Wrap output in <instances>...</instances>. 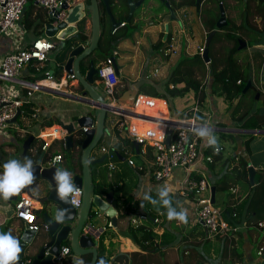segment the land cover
I'll use <instances>...</instances> for the list:
<instances>
[{"label": "crops", "instance_id": "crops-1", "mask_svg": "<svg viewBox=\"0 0 264 264\" xmlns=\"http://www.w3.org/2000/svg\"><path fill=\"white\" fill-rule=\"evenodd\" d=\"M114 1L118 2V7L115 9L117 16L129 15L130 12L126 6L119 0ZM41 10L45 12L44 8L42 9V7L35 5L32 17H35L37 12H42ZM174 12L175 16H172L167 3L163 4L162 0H144L141 5L135 8L133 13L134 20L127 21L124 18L121 21L126 22V25L120 26V29H126L127 36L115 45L114 51L118 53L114 55V58L118 65L119 86L123 93L133 89H138V93H142L143 84L147 82L153 86L152 90L165 92V84L169 78L170 71L182 52H186L189 55L200 52L203 55L206 39L210 33L208 34V30L204 27L201 18L198 16L196 7H182ZM91 26L89 21L86 22L85 33H91ZM26 30L33 31L28 28ZM33 32L36 35V39L40 37L37 32ZM169 34L171 35L170 43H166L163 47L155 49L161 40L165 41L167 39ZM41 37L46 36L43 33ZM33 41L24 43L16 40V37L12 38L8 35H0V58L18 47L23 48L31 45ZM53 43L55 48L50 51L48 60L40 64L44 72L48 71L52 74H54V69L58 66L57 54L64 42L60 41V46L56 45L55 42ZM78 45L87 46L84 41L77 38L75 46ZM220 46L221 44L218 43L216 48L219 49ZM253 47L252 49L249 48L252 63V84L254 83L264 93V58L258 72L257 66L261 63V59L258 56L255 59L253 56L254 54H258L257 52L254 53V50L261 51L262 56H264V44H256ZM240 56L244 55L241 54ZM102 62L103 60H99L97 65ZM209 63H207L209 70L206 77V89L208 93L203 106L200 107L201 112L199 113L201 117L199 121L212 126L214 134L218 139H226L230 143L228 149L226 145L219 141V154L215 152L210 154L214 158L213 162H208L205 159V155H209L207 149L213 148L207 147L204 142L207 148L199 161L192 166L191 171L177 168L170 178L160 181L153 176L154 163L153 159L147 155L146 148L141 145L139 153L137 150L133 154L127 152L128 148L126 144L124 143L123 146L122 142L119 141V138H123L126 132L115 129L109 122L105 126L104 139L106 133L111 134L113 132L112 137L107 135V140L110 141L111 145L100 144L99 150L101 152V146H107L112 150L117 168L113 170L114 173H109L107 178H103L102 171L95 177L94 164L90 166V169L93 173V180L100 186L99 190L105 193V196H102V198L107 202H109L107 199H111L112 203H109L117 210L116 225L112 224L111 217L107 214H99L98 216L101 217L100 224H95L96 231L94 234L97 232V236L98 234L101 236L103 233L107 235L105 244L112 252L110 264H232L234 261L240 264H264V251L262 254L258 253L260 246L264 245V227L248 224L249 218L247 215L245 220L236 225L224 217L231 225L237 226L238 229L225 236L209 238L203 226L202 230L199 228V224L194 221L193 212L196 200L183 196L181 192L190 175L191 177L199 178L201 173H203L208 178L211 187H216V202L219 191L228 192L225 197H222L225 207L221 210H233L234 207L246 199L250 200V197L254 194V186L258 183L259 171L264 170V143H262L264 132H256L254 131L255 129L241 127L242 121L232 118L233 109H228L229 105L224 97L211 93L212 71ZM34 67L35 63L27 65L18 80L13 82L22 92H26L25 85L33 83L31 79L41 75L38 74V71L36 72L32 69ZM66 74L64 70V76ZM11 82L2 81V85H6V83L10 84ZM97 85L101 93L104 94L103 85ZM62 89L72 94H82L83 92V90H80V84L78 82L75 83V81L69 87L64 86ZM40 90L47 92L46 89ZM35 91L33 90V95ZM33 95L31 102L33 104L32 108L36 112L34 118L25 117L22 119L28 131H31L29 129L30 124L34 123L35 125L38 122L39 114H41L40 105L37 104L36 98L34 99ZM122 95L119 97L121 103H132L122 101ZM163 100L168 103L166 99ZM171 101H174L175 106H180H178V110L182 115L181 117H173L189 118L192 116L195 104V93L193 91L188 92L185 96L172 98ZM158 103L163 111H165V102L160 100ZM262 105L257 104L258 111ZM87 107L94 110V108L88 105L80 107L78 112L75 109H71L74 120L75 117L79 118L82 115L92 113L91 111L87 112L82 109ZM45 113L47 115L44 116L43 123L52 119V111H44ZM68 123L72 122L69 121ZM42 128L43 126L40 127V130ZM17 129L14 126L11 128L12 132L10 131L8 134L0 137V172L3 171V164L9 159H15L13 158V154L20 150V140L22 141L24 136L17 132ZM68 134L70 133L67 129H63L62 136L52 141L47 152L48 154H63V161L60 163H63L67 157L66 153H63L61 150V144ZM32 135H35L36 139H38V134L32 132ZM77 138L78 136L76 135L74 137L75 142ZM127 138L131 140L129 137ZM40 142L41 140L39 139ZM53 148L58 151L51 153ZM65 148H68V146ZM80 149V145H75L74 149H70L72 165H66V167L73 176L82 174L78 162V150ZM93 153L94 150L90 155V160L105 156V153L102 152L100 154ZM3 154H7V158ZM134 154L142 156V161L139 165H136V163L135 165H131L128 162L131 159L130 155ZM243 160L247 161L248 168L252 166L256 171L254 183L251 180L247 181L244 177ZM105 167L108 168L107 166ZM166 183L176 188V192L172 197L174 201L173 206L177 207V210L180 207L187 210V224L179 223L176 220L168 221L166 209H164L165 212L154 209L153 221L141 220L140 215L146 212L141 206L145 201V193H149L153 195V198H156L157 191ZM229 185L230 188L226 189ZM50 187L51 185L47 180H43L41 183L35 182L31 185L32 194L39 202L37 204L38 210L42 208L39 199L46 195ZM11 209L12 211H10ZM149 212L152 214V211ZM14 217V200L4 201L0 199V232H11L14 237L19 239L23 230V223L19 220L15 221ZM38 218L40 226H43L40 215H38ZM133 219H137L138 222L133 223ZM138 225H144V227L137 229ZM68 243H70V240H66L64 245ZM120 254H126V256L119 259L118 255Z\"/></svg>", "mask_w": 264, "mask_h": 264}, {"label": "built area", "instance_id": "built-area-1", "mask_svg": "<svg viewBox=\"0 0 264 264\" xmlns=\"http://www.w3.org/2000/svg\"><path fill=\"white\" fill-rule=\"evenodd\" d=\"M32 1L44 8L47 14L55 13V10L60 8L64 2V0H0V35L16 37L17 34L25 33L26 27L23 17L27 4ZM76 1L78 0H68V3L72 5ZM124 25L126 22H121L120 26ZM54 48L55 45L49 38L38 37L31 45L23 48L18 47L0 58V137L8 134L14 126L18 128L17 132L23 136L29 132L28 129L21 127L18 121L11 123V120L23 105L31 102L33 90L56 89L66 91L62 87H69L74 81L75 83L78 82L74 74H66L57 81L52 73L46 71L45 78L24 86L26 92H22L13 83L18 80L23 69L31 63H35L37 71L40 72V64L48 60L49 53ZM117 53L114 51L111 57L97 66L98 72L95 79L97 84L103 85L104 95L108 98V113L117 114L122 118L118 120L109 118L107 122L119 131L126 130L128 137L141 143L146 148L145 151L149 147L152 149L153 175L157 180H167L177 168L191 171L192 166L199 161L207 148L204 141L193 132V128L202 123L197 116L201 112L200 104L195 99L192 116L176 118L172 116L170 106L165 100L145 93H138L131 104L121 103L118 96L120 79L112 61V57ZM2 81L12 82L2 85ZM48 81H55L57 86L49 85ZM160 100L165 102V111L158 103ZM24 118L23 116L22 119ZM63 129H65L64 125L57 123L52 126H44L38 133V139L43 142L42 150L46 151L47 166H57L63 161V154L47 153L52 141L62 136ZM88 129L89 127H84L85 131ZM170 130H172V135L170 143L167 144V135ZM63 145L67 146L65 140ZM100 148L101 152L105 153L104 162L106 166L115 170L117 165L113 158V151L107 146ZM205 159L208 162L214 160L212 155H205ZM128 162L135 165L133 159H129ZM80 189L81 194L76 197L77 203L73 205L76 208H80L82 205L83 189ZM206 191H209V196H202ZM181 192L183 196L196 200L193 212L194 221L203 226L209 238L225 236L238 229L237 226L231 225L224 218L223 211L211 202V184L205 174L201 173L199 178L190 175ZM14 202L15 218L22 223H28L30 229L39 230L41 226L38 222V199L23 189ZM140 217L141 220H149L145 213L141 214ZM137 222V219H133V223ZM258 226L264 227V221L260 222ZM263 251L264 245L260 246L258 253L262 254ZM72 255V248L64 245L59 253L54 256L53 262L55 264H70Z\"/></svg>", "mask_w": 264, "mask_h": 264}, {"label": "trees", "instance_id": "trees-1", "mask_svg": "<svg viewBox=\"0 0 264 264\" xmlns=\"http://www.w3.org/2000/svg\"><path fill=\"white\" fill-rule=\"evenodd\" d=\"M80 1V0H78ZM130 12V6L128 0H119ZM138 2L140 0H133ZM197 0H164L163 4L169 3L172 10H177L182 7H196ZM229 0H202L201 7L198 10L197 14L201 18V21L204 27L208 30V34L214 30L216 27L217 21L220 18V5L223 4L226 16L227 24L222 26L221 29L216 31L213 36L210 46H209V56H210V66L212 68V79H211V93L223 96L224 99L228 102V109L232 110V118L238 121H242L241 127L249 129H264V93L253 83L251 87L244 91L245 86L249 80H252V63H251V54L249 48H254L256 44H264V0H232L234 1V6L239 9L240 20H236L234 17L229 15ZM30 9L26 8L25 16L23 22L25 27L32 29L37 32L38 36H42L44 33V23L46 21L47 12H37L35 17H32L34 12L35 4L32 1ZM88 5H90V0H88ZM118 7V2L112 0V12L117 21H122L128 19L129 15L126 14L122 17L117 16L115 9ZM43 9V8H42ZM171 10V9H170ZM100 12H101V38L96 50L86 59L82 60L80 63V70L84 74L90 67V60L94 59L96 64L99 63V60H107L108 57H111L110 51L113 49V46L127 36L126 29H120V26L113 31L112 30V21L110 15L106 9V6L100 2ZM90 13V11H89ZM130 14V13H129ZM90 22L91 16L89 19H86L81 25V30L77 36L72 37L64 42L61 45V49L57 54L58 66L54 69V77L56 76L60 80L64 76V66L69 57V54L75 44L77 43V38L84 41L88 47L91 43V33H85L86 22ZM131 21L134 20V14L131 16ZM122 27V26H121ZM171 35L169 34L165 41L161 40L160 43L155 47L158 49L163 47L164 44L170 43ZM244 40L247 42V47L239 49V41ZM220 43L221 46L219 49L216 48V45ZM242 53L244 56H238V53ZM249 52V53H248ZM253 56L260 57L261 63L258 64L257 71H260L262 60V52L259 50H254ZM241 54V53H240ZM254 66V64H253ZM37 72L36 67L32 68ZM209 67L206 61L203 59V55L200 52H197L194 55H189L186 52H182L176 64L172 67L168 80L166 81L165 92H158L152 90L153 86H150V89H142V93L152 95L158 98L166 99L169 101L172 98L178 96H185L188 92L193 91L195 93V99L198 101L200 106H203L207 98V89H206V77ZM41 75H38L31 81L36 82L46 77L44 69L41 68ZM120 85V84H119ZM144 87V86H143ZM80 90H83V86L80 85ZM259 93V98L263 100V105L258 111L257 108V98L256 95ZM123 94L122 89L118 86V96L120 97ZM32 102L25 104L21 107L22 116L34 118L36 113L33 108ZM198 118L201 117L200 113L197 115ZM21 119V118H20ZM20 123V121H19ZM55 122L46 121L44 126H52ZM62 124V123H58ZM32 135V132L29 131L22 140H27ZM104 139V135L100 140ZM132 141V140H131ZM80 139H77L75 145H79ZM41 141L37 144L36 138L34 139L31 148L28 150L25 157H28L34 161V164L37 162L39 156L42 153ZM33 149V150H32ZM70 150V148H68ZM141 151V149H140ZM137 152V151H136ZM214 152L213 149L208 148L207 153L210 155ZM82 148L79 150L78 162L80 169L82 170ZM147 155L149 158L153 159L152 149L149 147L147 149ZM118 158V157H117ZM243 165V174L244 177L249 181V168L246 160L242 161ZM93 174V173H92ZM154 176V175H153ZM251 182V181H250ZM95 183V181H94ZM99 184L95 183V194L100 196H105V193L99 190ZM219 188V186H218ZM230 188V185L226 189ZM206 193H208L206 195ZM204 193L202 196L208 197L209 191ZM157 194V193H156ZM151 195V194H150ZM153 197V195H151ZM112 203L111 199H107ZM174 204V201H173ZM143 209L146 210L145 214L148 215L149 220L153 221V210L157 207H154L148 201L143 202ZM230 209V208H228ZM152 211V214L151 212ZM161 212H165L164 208L160 207ZM224 217L234 225L245 220L246 215L248 216V224L250 225H259L260 222L264 221V170L259 171L258 183L254 186V194L250 197V200L246 199L245 201L238 204L236 207L230 209L229 211H223ZM144 225H138L137 229H142ZM107 237L106 233H103L99 238L98 246V257L96 264L99 259L103 258L106 261V264H110L111 250L107 248L105 244V238ZM68 246L71 247V244L68 243ZM126 254L118 255L119 259L125 257ZM92 254L84 255V264H90L92 261ZM234 261L232 264H235Z\"/></svg>", "mask_w": 264, "mask_h": 264}, {"label": "water", "instance_id": "water-1", "mask_svg": "<svg viewBox=\"0 0 264 264\" xmlns=\"http://www.w3.org/2000/svg\"><path fill=\"white\" fill-rule=\"evenodd\" d=\"M100 2L106 6L112 21V30L115 31L120 26L121 22L117 21L114 17L112 12V0H90V5L84 0L76 1L72 5L68 3V0H64L62 6L56 9L55 13L47 14L46 16V21L44 23L45 36L49 39L55 38L59 41L65 42L78 35L80 32V26L88 18V11H90V23L92 25L91 43L88 47L85 45L73 47L64 66L65 72L67 74H74L78 80V84L83 86L82 94H72L67 91L56 89H46V91L68 98L77 104L88 105L94 108V114L90 113L82 115L76 120V123H62L65 129L70 133L65 137L68 148H75L74 137L77 135V139H80L79 145L83 150L82 174L73 176L74 182L77 186L83 189L82 205L80 208H76L71 204H65L57 198L55 182L52 180V176L58 166L45 165L46 151H42L37 162L34 164L36 169L35 182L41 183V181L47 180L51 187L46 195L39 199L42 208L38 210V215H40V218L43 221V226H41L39 230H36L30 229L28 223H23V230L19 237L22 252L18 264H55L53 258L59 253L66 240H70L73 252V255L70 257V264H79L80 260H83L84 262L83 256L87 254L93 255L90 264H96L99 238H97V232L94 234L96 231V226L93 223L95 214H107L111 217L112 224L116 225L117 210L109 202L105 201L102 196L95 194V185L90 169L91 165L102 163L105 160V156L90 160V155L104 135L109 111L107 104L108 98L101 93L99 86L95 82L96 74L98 72V65L95 60H90V67L86 73L83 74L80 70L81 61L89 57L96 50L101 38ZM143 2L144 0L138 2L128 0L130 14L127 21H130L135 8ZM201 3L202 0L196 1V7L198 10L201 7ZM167 6L171 9L172 16H175V12L170 8L169 3H167ZM220 11V18L217 21L216 27L208 35L205 43L203 59L207 63L210 62L209 46L212 37L216 31L227 24L226 11L223 4L220 5ZM239 43V49L247 47L246 41L240 40ZM112 61L118 74L116 59L112 57ZM251 85L252 80H249L244 91H247ZM137 94L138 89L126 91L123 93L121 99L122 101L131 103ZM256 97L259 98V93ZM21 113L22 110L19 109L16 116L11 120V123H16ZM84 127H89V129L85 131ZM254 131L264 132V130L261 129H255ZM106 132H108V130H106ZM171 135L172 130L168 132L166 140L167 144L170 143ZM35 138V135H31L24 141L23 156H25L31 148ZM133 143L139 153L141 143L136 140H133ZM255 174L256 171L254 167L250 166L249 177L253 183ZM25 190L32 194L31 186L26 187ZM17 198L18 194L13 196L10 200H16ZM211 202L216 203L215 186L211 187ZM94 208L97 210L93 211ZM59 209H68L62 223H58L55 220L56 212ZM98 236L100 235L98 234Z\"/></svg>", "mask_w": 264, "mask_h": 264}, {"label": "clouds", "instance_id": "clouds-1", "mask_svg": "<svg viewBox=\"0 0 264 264\" xmlns=\"http://www.w3.org/2000/svg\"><path fill=\"white\" fill-rule=\"evenodd\" d=\"M194 134L205 142L207 147L213 148L216 154H219V140L214 134L212 126L208 123H201L193 128ZM3 171L0 172V199L4 201L10 200L13 196L19 194L23 189L34 184L35 166L34 161L25 157L23 162L17 159H9L3 164ZM52 180L55 182V191L57 198L65 204L75 205L76 197L81 194V189L74 182L73 175L64 168H56ZM176 188L166 183L161 187L153 198L149 193H145L144 200L157 207L166 209V217L168 221L176 220L179 223L187 224V210L173 206V199ZM143 206V205H141ZM68 209H59L56 212L55 220L62 223ZM22 248L18 238L14 237L11 232H0V264H18ZM79 264H84L83 260ZM97 264H106L101 258Z\"/></svg>", "mask_w": 264, "mask_h": 264}, {"label": "rangeland", "instance_id": "rangeland-1", "mask_svg": "<svg viewBox=\"0 0 264 264\" xmlns=\"http://www.w3.org/2000/svg\"><path fill=\"white\" fill-rule=\"evenodd\" d=\"M145 2L147 3V1H145ZM228 2H229V15L231 17H234L236 20L239 21L240 20L239 9L234 6V4H235L234 1L229 0ZM31 4H32L31 2H29L27 4L26 8H28V10L30 9V5ZM87 16H88L87 19H89L90 18L89 11H88V15ZM9 36L12 37V38H15L13 35H9ZM34 39H36V35L34 34L33 31L26 30L24 34H17L16 35V40H20L21 42H24V43H26L28 41H33ZM50 40L55 42V44L58 45V46H60V44H61L60 41L56 40L55 38H52ZM114 48H115V46H113V49H111L110 55L114 53V50H115ZM240 53L241 54L245 53V51L244 52H240ZM240 53H238V56L241 55ZM210 69L212 71V68H210ZM38 74H41V73L38 72ZM56 79L58 80L59 78L56 76ZM143 85H144L145 89H150L149 85H151V84L149 82L144 83ZM33 98L34 99L36 98L35 100L37 101V104H39L40 108H41V114H39L38 122L35 125H34V123H31L30 126H29V129L34 134H38L39 130H40V127L43 126V124H44L43 123L44 122V116L47 115V113L44 114V111H49V112L52 111V119H51L52 122H57V123L63 122L65 124H69L68 123L69 121L76 123V120L78 119L77 117H75V120H74L73 115L71 113V109H75L78 112V109L80 107H84V105L77 104L76 102H74V101H72V100H70L68 98L62 97L60 95H57V94H54V93H51V92H43L42 90H36L35 94L33 95ZM257 103H259V105H262L263 104V100L262 99H258ZM169 105H170V108H171L172 116H179V117L182 116L181 113L178 110L179 107H180L179 105L175 106L174 101H171V100L169 101ZM82 109H84L87 112L91 111L94 114V110L90 109L89 107L82 108ZM108 116L109 117L107 119H109V118H114V119H117V120L118 119H122L119 115L111 113V112L108 113ZM22 118L23 117H21V116H19V118H18V123L20 121L19 125L21 127H24L26 129H28L26 127V125L22 122L23 121ZM26 118H28V117H26ZM10 131H11V129H10ZM125 132H126V130H125ZM112 133L113 132H111V134L110 133H106V137H105L104 141L103 140L101 141V145L102 144H106L107 146L111 145L110 141L107 140V135H110L112 137ZM126 136L127 135L125 134V136L123 138H119V141L122 142L123 146H124V143H125L127 148H128L127 152L133 154V152H136L135 145L133 143V140L132 141L129 140L127 138L128 136L127 137ZM218 140L222 144L226 145V147L229 149L230 143H229L228 140L220 139V138ZM36 141H37V143H39V139H36ZM20 143H21L20 150L17 153L13 154V158H15L17 160H20L22 162L23 161L22 157H23V143H24V141L20 140ZM262 143H264V140H262ZM61 146H62L61 150L63 151V153H66L67 157H66V159H65V161L63 163H59L57 166L60 167V168L67 169L66 165H68V166L72 165L71 164V153H70V150L68 148H65L63 146V143L61 144ZM61 150H59V151L62 152ZM57 151L58 150L53 148L51 150V153H56ZM100 153L101 152L99 150V145H97L95 147V149H94V153L93 154H100ZM3 155H4L5 158H7V156H8L7 154H3ZM130 156H131V159L134 160L136 165H139L141 163L142 156L140 154L139 155L138 154H134V155H130ZM105 166H106L105 162L97 163V164L93 165L94 173H96L95 177H97V175H99V172L101 173V171H102L103 178H107L109 173H112V172L114 173L113 170H111L110 168H106ZM227 193L228 192L219 191V193L217 194V202L215 203V205L218 208L222 209V208L225 207V204L222 202V197H225ZM207 194L208 193H206V195ZM10 211H12V209ZM93 211H95V208L93 209ZM101 215H104V214L101 213ZM100 219H101V217H99L98 214H95L93 223L96 224V225L100 224L99 223ZM15 221H17L16 218H15ZM199 228L203 230L202 225H200V224H199Z\"/></svg>", "mask_w": 264, "mask_h": 264}, {"label": "bare ground", "instance_id": "bare-ground-1", "mask_svg": "<svg viewBox=\"0 0 264 264\" xmlns=\"http://www.w3.org/2000/svg\"><path fill=\"white\" fill-rule=\"evenodd\" d=\"M49 85L57 86V83L55 81H48Z\"/></svg>", "mask_w": 264, "mask_h": 264}, {"label": "flooded vegetation", "instance_id": "flooded-vegetation-1", "mask_svg": "<svg viewBox=\"0 0 264 264\" xmlns=\"http://www.w3.org/2000/svg\"><path fill=\"white\" fill-rule=\"evenodd\" d=\"M80 1H82V0H80ZM84 1H86V3L88 4V0H84Z\"/></svg>", "mask_w": 264, "mask_h": 264}]
</instances>
